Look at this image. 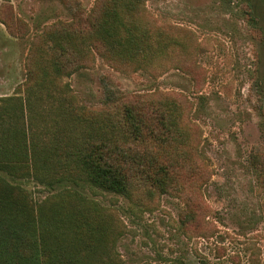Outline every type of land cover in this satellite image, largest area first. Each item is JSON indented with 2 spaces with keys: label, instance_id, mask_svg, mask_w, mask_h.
Segmentation results:
<instances>
[{
  "label": "rangeland",
  "instance_id": "1",
  "mask_svg": "<svg viewBox=\"0 0 264 264\" xmlns=\"http://www.w3.org/2000/svg\"><path fill=\"white\" fill-rule=\"evenodd\" d=\"M96 2L0 0V109L6 97L25 96L36 83L39 75L32 79L31 71L51 66V33L72 23L84 28ZM142 19L180 42L166 51L165 71L119 70L95 52L91 67L56 79L50 92L62 86L84 112H103V77L121 96H150L157 105L181 99L188 147L196 158L207 157L210 175L196 198L206 202L218 235L191 239L182 232L180 196L157 195L147 209L86 182L66 181L57 190L34 177L21 183L37 201L76 191L111 208L120 221L115 250L124 264H251L253 252L264 264V184L255 165V156H264V0H146ZM81 45L87 52L88 38ZM43 94L40 113L54 103ZM20 103L12 99L10 111ZM219 247L227 249L224 257H217Z\"/></svg>",
  "mask_w": 264,
  "mask_h": 264
},
{
  "label": "trees",
  "instance_id": "2",
  "mask_svg": "<svg viewBox=\"0 0 264 264\" xmlns=\"http://www.w3.org/2000/svg\"><path fill=\"white\" fill-rule=\"evenodd\" d=\"M145 4L146 0H97L84 28L72 23L51 33V66L42 68L41 74L29 73L32 79L39 76L26 95L4 99L0 264H124L115 250L120 221L111 208L80 198L76 191L66 198L37 201L21 183L24 177H34L53 190L66 181L77 186L90 183L147 209L157 195L180 196L185 202L180 212L182 232L191 239L218 235L220 227L209 218L206 202L196 198L210 175L207 157L196 158L188 147L181 99L166 97L157 105L150 96H121L103 77V112L90 108L84 112L73 107L62 86L58 94L50 92L56 79L87 64L91 67L95 52L119 70L165 71L171 60L166 51L180 42L148 27L142 19ZM86 38L87 52L81 45ZM44 92L54 103L43 105L40 113L36 108ZM12 99L21 103L11 112ZM255 158L263 185L264 156ZM226 251L219 247L217 257ZM250 259L258 264L259 253L253 252Z\"/></svg>",
  "mask_w": 264,
  "mask_h": 264
}]
</instances>
